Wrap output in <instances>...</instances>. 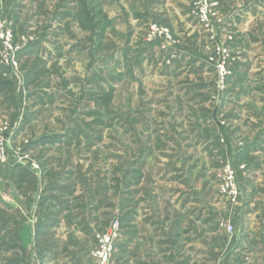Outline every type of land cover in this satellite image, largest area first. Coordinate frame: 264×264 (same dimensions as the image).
Segmentation results:
<instances>
[{
  "label": "rangeland",
  "instance_id": "obj_1",
  "mask_svg": "<svg viewBox=\"0 0 264 264\" xmlns=\"http://www.w3.org/2000/svg\"><path fill=\"white\" fill-rule=\"evenodd\" d=\"M213 2L206 25L198 18L203 0H0L14 44L30 46L17 55L11 87L0 86V264H92L95 235L113 219L122 225L123 206L132 210L137 177L145 184L137 234L125 242L121 226L113 264L152 255L137 238L149 241L153 218L174 221L170 200L186 204L181 221L199 215L210 264H264V144L250 155L259 169L255 158H233L238 138L244 148L264 128V0ZM155 24L170 38L150 39ZM226 44L233 62L222 84L217 48ZM44 136L56 142L30 146ZM24 155L28 174L13 166ZM225 163L237 175L236 203L219 191ZM65 178L77 185L75 207H86H73L56 234L35 238L39 196ZM151 182L158 200L149 203ZM125 243L137 250L125 255Z\"/></svg>",
  "mask_w": 264,
  "mask_h": 264
},
{
  "label": "crops",
  "instance_id": "obj_2",
  "mask_svg": "<svg viewBox=\"0 0 264 264\" xmlns=\"http://www.w3.org/2000/svg\"><path fill=\"white\" fill-rule=\"evenodd\" d=\"M161 23H163V25L167 24V22L164 20H161ZM186 50L190 51L189 54L192 57L195 56L194 55L195 52L193 50H191L190 48L189 49L187 48ZM193 113L194 115L196 114L195 112ZM23 115L20 114L19 123L23 122L24 120L22 118ZM241 138H238L237 141L234 142L236 146L235 148H237V150H234L233 153H235V155L233 156V158L237 160L241 159L244 162L247 160L248 162H250L249 159L255 158L257 159L256 162L258 161L259 163V164L255 163L256 165H258V169H259L261 166L260 160L258 158L259 156L254 155L255 157H250V155L253 154V152L259 153L260 151L259 149L261 145L264 144V128L263 131H258L257 135L253 136L251 140H247L244 143L245 144L244 148L240 147L238 149L237 145L243 142L242 141L243 138L242 139ZM48 144L45 145L39 144L37 147L40 148L41 146H47ZM246 147H248L247 151L245 150ZM33 148L36 149V147ZM241 153L243 155H241ZM24 166L27 167L28 170L30 171V168L28 166L26 165ZM130 170L132 173L134 172L136 175L140 174L139 171L135 172L133 171V169ZM242 175H244V173H242ZM246 180H247L246 183H248V185L250 186L251 178H246ZM57 181L58 182L47 184L43 189V194L39 196L40 200L37 203L39 216L36 223L37 225L36 227L33 228L37 229L36 233H39V236L41 235L40 237L50 236L52 233H55V231H57V229L61 227L62 222L64 223L65 221L68 224H70L71 220L73 219L72 209L73 207H75L74 203L79 198L76 196V192H75L77 185H75V183H70V181L72 180L67 178H65V180L58 179ZM139 182H140L139 177H137L135 181L134 178L131 181V184H133V186H137V191H132V194H134L133 206H131L132 210L126 212L125 206H123L122 208L125 211L124 214H122V218H121L122 226H123L122 232L123 235L125 236V242H127V239L130 237V235H132L133 233L137 234V231H135V227L132 226V224L134 223L135 219H137L136 217H138L137 206L138 203L140 202L139 201L140 199L141 202L144 201L143 198L145 192L144 191L145 184L141 185V183ZM153 185L155 184L153 183ZM33 189H34L33 192L38 190L37 185H34ZM154 190L155 188H152V182H151V186L147 190L148 193H150L149 203L158 200V198H156V193H154ZM30 197L31 196L25 197L26 205L29 209L32 208L34 205V201L32 200V197L31 198ZM89 198H91V200L93 201L92 197ZM171 202L172 201L170 200L169 201L170 206L173 209V212L175 213V217H173L174 221H172L171 218L168 219V217H166L163 221L160 220V222L154 218H153L154 221L153 223L149 222L151 223L149 227L151 228L154 227L152 230V234L149 237V241L147 242L144 238L142 239L137 238V241H139L140 246L144 250L148 249L151 250V252L153 253L152 255L149 256V254H147L146 251V255L143 254L140 255V258L139 257L134 258L135 264H210L209 262L210 259H209V255L207 254V250L201 248L202 246H204V248L208 246V244L206 243L208 242V239H206V237L203 236L204 231L202 233L200 232V229L201 228L204 229L205 227L203 225H199L201 224L199 220L200 219L199 215L195 218L193 217L190 222H188L187 220L181 221V219L178 218H181L184 215H189L186 214L187 213L186 211L188 209L185 207L186 204L182 202L181 204L178 203L176 206H173ZM30 203H32V207H30ZM89 203L90 202H88V204ZM11 206L13 207V205ZM84 207H86L85 203L81 202V205H77L75 208L82 209ZM142 218H145V216H142ZM95 221L97 220L95 219ZM4 222L7 224V221ZM262 224L264 227V218ZM105 226L107 227V225ZM91 227L90 230L93 229V227L92 228ZM105 228L102 229L105 230ZM155 228L156 230L154 231ZM195 230L198 231V236L194 234L193 231ZM260 237L264 241V228ZM35 238H38V235ZM196 246H198L197 249ZM120 249H121L120 251L125 253V255H128L130 252L133 254V251L137 250V248L135 249L133 248L134 250L131 251L132 247L131 249L130 247H127V243L121 246ZM54 250H57V248H55ZM138 250H140L139 247ZM235 251L236 249L233 250V253L231 252L232 256L233 255L235 256L234 254ZM220 256L221 255H219L216 252L215 254L216 261ZM226 261L227 260H224L221 264H229V262ZM232 261L233 264L235 262L238 263L237 260H232ZM127 263L128 261L126 262V264ZM130 263H132V261ZM66 264H72V263L67 262Z\"/></svg>",
  "mask_w": 264,
  "mask_h": 264
},
{
  "label": "built area",
  "instance_id": "obj_3",
  "mask_svg": "<svg viewBox=\"0 0 264 264\" xmlns=\"http://www.w3.org/2000/svg\"><path fill=\"white\" fill-rule=\"evenodd\" d=\"M203 5H205V10L200 8L199 16L201 23H211V17H215V13L212 11L217 10L218 2H213V0H203ZM201 6V7H202ZM0 18V67L1 75L4 78L9 79V73L17 70V52L18 46L14 44L13 40V24L12 21H1ZM220 22V20H218ZM217 22V23H218ZM211 26V24H210ZM156 37L165 39L170 38L168 31L164 28L155 26L150 27V39H155ZM149 39V40H150ZM229 47L223 45L222 47H218L217 51H219L221 55V62L217 64V68L219 69V81L221 83L227 82L226 78L231 75L230 65L233 61V57L229 54ZM1 67V68H2ZM4 67H7L4 69ZM0 141H2V137H0ZM7 141V140H6ZM2 143V142H1ZM8 145V143H6ZM27 144V141H25ZM6 152L1 147L0 148V162L6 160ZM27 155L17 157V160H14V164H23V159H27ZM35 164L32 165V168H36ZM219 191L220 194L225 195L229 203H236L239 197V191L237 187V175H235L232 165L230 163H225L222 166L219 174ZM109 228L103 233H98L94 237V241L96 243V247L90 253V259H92V264H113V255L115 253V244L116 241L119 240L121 236V226L120 220L118 218L113 219V221L108 225ZM227 232H232L233 227L229 224L224 225Z\"/></svg>",
  "mask_w": 264,
  "mask_h": 264
},
{
  "label": "trees",
  "instance_id": "obj_4",
  "mask_svg": "<svg viewBox=\"0 0 264 264\" xmlns=\"http://www.w3.org/2000/svg\"><path fill=\"white\" fill-rule=\"evenodd\" d=\"M93 29H94V27H91L90 28V31L92 32L93 31ZM230 44V43H229ZM229 44H226V46H228ZM32 46V45H31ZM30 47V46H29ZM28 47V48H29ZM229 47V46H228ZM28 48H26L25 50H21V51H18L17 52V55H19L20 53L21 54H23L24 52L25 53H28V51H29V49ZM230 68V71L232 72V68L231 67H229ZM30 72H28V73H26V76H25V81H28L29 80V78H30V75H31V73L33 74V69H30L29 70ZM1 75V74H0ZM0 79H1V76H0ZM4 79V78H3ZM229 79H230V76H228L227 78H226V80H227V82L229 81ZM1 81V80H0ZM11 85H12V82L8 79V78H6V80L5 81H3V82H0V86H3V87H11ZM15 133V132H14ZM13 139H15V137H13ZM54 142H56V137H50V136H48V137H46V136H44V137H40L39 139H35V140H33L32 142H30L29 144H30V146L31 147H37L39 144H41V145H45V144H53ZM26 149H28V146H27V148ZM245 150L247 151L248 150V147H246L245 148ZM14 167L16 166H18V170H21V171H23V172H25V173H29L30 171L28 170V168L27 167H25L23 164H15V165H13ZM121 221H122V219H121ZM122 226V225H121ZM122 228H123V226H122ZM37 235H39V233H35V235H34V237H36Z\"/></svg>",
  "mask_w": 264,
  "mask_h": 264
}]
</instances>
